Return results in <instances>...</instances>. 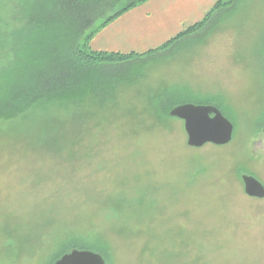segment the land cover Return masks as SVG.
I'll list each match as a JSON object with an SVG mask.
<instances>
[{
    "label": "rangeland",
    "instance_id": "rangeland-1",
    "mask_svg": "<svg viewBox=\"0 0 264 264\" xmlns=\"http://www.w3.org/2000/svg\"><path fill=\"white\" fill-rule=\"evenodd\" d=\"M22 2L0 0V66ZM226 5L198 32L101 68L73 99L0 116V264L72 249L105 264H264V197L241 179L264 186V0ZM180 104L218 109L231 141L188 146L167 114Z\"/></svg>",
    "mask_w": 264,
    "mask_h": 264
},
{
    "label": "trees",
    "instance_id": "trees-1",
    "mask_svg": "<svg viewBox=\"0 0 264 264\" xmlns=\"http://www.w3.org/2000/svg\"><path fill=\"white\" fill-rule=\"evenodd\" d=\"M121 1L124 0H32L26 5L22 2V22L12 44V56L0 66V116L14 117L39 102L73 99L86 88L96 86L93 82L101 68L141 55L90 48V40L99 29L141 0L131 1L90 30L95 21ZM229 2L218 0L201 21L150 52L199 30Z\"/></svg>",
    "mask_w": 264,
    "mask_h": 264
},
{
    "label": "crops",
    "instance_id": "crops-1",
    "mask_svg": "<svg viewBox=\"0 0 264 264\" xmlns=\"http://www.w3.org/2000/svg\"><path fill=\"white\" fill-rule=\"evenodd\" d=\"M217 1L141 0L99 29L90 40V48L95 51L150 53L201 21Z\"/></svg>",
    "mask_w": 264,
    "mask_h": 264
},
{
    "label": "water",
    "instance_id": "water-1",
    "mask_svg": "<svg viewBox=\"0 0 264 264\" xmlns=\"http://www.w3.org/2000/svg\"><path fill=\"white\" fill-rule=\"evenodd\" d=\"M169 115L183 121L186 143L190 147H202L207 143L224 145L232 139V123L215 107L180 104L171 108ZM241 179L245 194L264 197V186L256 178L242 174ZM53 264H105V261L99 253L72 249L62 254Z\"/></svg>",
    "mask_w": 264,
    "mask_h": 264
}]
</instances>
